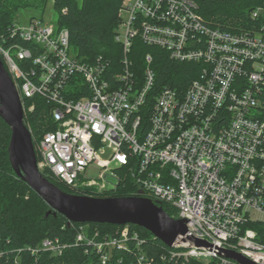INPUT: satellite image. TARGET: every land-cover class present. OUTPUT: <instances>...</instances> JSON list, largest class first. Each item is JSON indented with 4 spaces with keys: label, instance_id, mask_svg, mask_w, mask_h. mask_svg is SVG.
<instances>
[{
    "label": "built area",
    "instance_id": "1",
    "mask_svg": "<svg viewBox=\"0 0 264 264\" xmlns=\"http://www.w3.org/2000/svg\"><path fill=\"white\" fill-rule=\"evenodd\" d=\"M251 16L264 18V6ZM119 17L115 39L124 56L111 78L102 57L87 63L76 56L69 31L57 23L33 18L0 35V57L25 114L36 96L54 105L58 129L38 144L39 171L77 193L116 190L129 179L132 197L170 205L187 221L188 236L210 244L180 243L185 258L231 264L221 251L234 250L264 264V242L246 228L264 224V24L239 33L213 28L193 0H125ZM138 38L175 61L203 62L200 79L183 95L167 87L152 96L151 55L142 84L132 72ZM130 239L142 244L128 225L103 239L82 225L75 244L94 247L106 264L109 250L129 251ZM69 247L45 239L28 250L61 255ZM138 261L149 264L142 253Z\"/></svg>",
    "mask_w": 264,
    "mask_h": 264
},
{
    "label": "trees",
    "instance_id": "2",
    "mask_svg": "<svg viewBox=\"0 0 264 264\" xmlns=\"http://www.w3.org/2000/svg\"><path fill=\"white\" fill-rule=\"evenodd\" d=\"M50 0H0V35L8 36L15 23L17 13L22 9L33 8L44 13ZM54 9L59 13L57 25L70 34V46L76 56L87 63L102 57L109 65L108 78L120 72L123 47L116 42V30L120 24L119 13L125 0H52ZM198 13L213 28L234 33L252 31L264 24V18L252 19V13L264 6V0H193ZM151 55V68L155 73L151 95H157L164 88H172L183 95L194 80L200 79L204 63L194 61L179 62L171 58L169 51L146 45L135 39L129 55L133 62L132 72L139 84L144 81L147 68L146 56ZM80 79V78H79ZM242 84V81H239ZM80 98V95H73ZM151 101V100H150ZM25 125L30 130L38 156V144L43 136L58 129L52 111L54 105L46 97L36 96L26 101ZM151 105H149L150 108ZM150 110V109H149ZM259 118L264 121V91L260 97ZM10 127L0 118V264H102L97 249L87 244H75L80 226L89 232L99 231L101 239L105 236L117 237L125 226L108 224L69 225L68 219L51 213L48 204L34 193L22 180L18 179L9 162L8 148L11 139ZM38 159V157H37ZM50 182L69 194L87 195L96 198L132 197L135 187L126 179L116 190L97 192L85 190L72 191L64 183L55 179L49 171L42 172ZM164 210L174 219L177 210L163 204ZM131 231L139 234L142 244L129 241V251L116 248L109 250L106 264H140L142 253L149 264H223L220 258L204 261L185 258L184 248H169L156 239L148 230L137 225H128ZM258 233L259 241L264 242V224L250 223ZM45 239H59L68 244L63 254L40 252L32 255L28 249L36 248ZM23 249L22 253L18 250ZM231 264H237L232 261Z\"/></svg>",
    "mask_w": 264,
    "mask_h": 264
},
{
    "label": "water",
    "instance_id": "3",
    "mask_svg": "<svg viewBox=\"0 0 264 264\" xmlns=\"http://www.w3.org/2000/svg\"><path fill=\"white\" fill-rule=\"evenodd\" d=\"M0 118L10 127L9 162L16 177L42 198L50 207L48 217L61 214L69 225L108 224L137 225L151 232L169 248L189 242L196 248L210 244L188 236L187 221L172 218L159 204L142 197L96 198L69 194L50 182L38 169L36 150L19 93L0 57ZM181 241H179V239ZM224 257L237 264H258L242 253L222 250Z\"/></svg>",
    "mask_w": 264,
    "mask_h": 264
},
{
    "label": "rangeland",
    "instance_id": "4",
    "mask_svg": "<svg viewBox=\"0 0 264 264\" xmlns=\"http://www.w3.org/2000/svg\"><path fill=\"white\" fill-rule=\"evenodd\" d=\"M77 1L79 3L82 2V0H77ZM58 17H59V13L54 9L53 1L50 0L46 6L44 13L33 8L22 9L17 13L15 22H18L22 25V24H26L28 21H30L33 18H38V19L41 18L45 22L55 24L57 22ZM94 177H96V174H94Z\"/></svg>",
    "mask_w": 264,
    "mask_h": 264
}]
</instances>
